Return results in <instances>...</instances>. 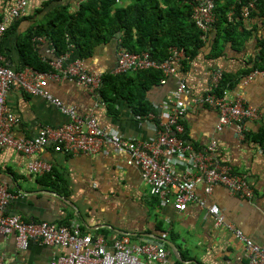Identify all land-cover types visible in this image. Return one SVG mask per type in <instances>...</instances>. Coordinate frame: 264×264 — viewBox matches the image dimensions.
Wrapping results in <instances>:
<instances>
[{
  "label": "crops",
  "instance_id": "0c3cea01",
  "mask_svg": "<svg viewBox=\"0 0 264 264\" xmlns=\"http://www.w3.org/2000/svg\"><path fill=\"white\" fill-rule=\"evenodd\" d=\"M79 1L29 0L25 14L11 22L0 42V50L8 65L14 69L29 66L23 47H19L28 31L39 30L53 18V11L61 6L74 11ZM13 2L0 0V20ZM252 22L257 24V33L247 41L244 49L238 51L228 46L220 55L214 56V53H209L211 48L206 46L186 65L176 64L177 73L163 76L161 81L152 84L146 92V99L155 109L153 117L135 115L128 101L122 97H118L114 107L104 105L99 102L100 97L75 79H49L45 84L49 92L66 105L74 106L80 114L85 115L91 110L102 126L116 130L128 140L147 141L156 134L154 125L167 120L179 79L187 81L193 94L204 95L217 69L229 75H241L240 81L227 91L228 94L244 95L261 113L259 118L245 122L249 128L246 138H238L233 125L217 131V111L207 105L194 104L191 99H187L190 109L185 116V136L198 148L217 139L220 160L247 177L254 188L252 198L231 193L220 184L208 194L201 181L196 191L199 199L190 203L186 211L178 212L172 200L164 204L158 197L150 195L140 169L128 165V153L115 149L110 143H105L95 154H67L47 145L41 153L27 156L4 147L0 148V179L15 195L7 212L21 214L27 221L47 220L57 224H70L77 219L84 233L103 236L109 244L125 234L135 244L165 237L180 250L183 260L170 245H165L174 264L178 260L185 264L246 263L243 243L226 226L216 224L208 206L218 204L227 222L240 227L255 242L264 244V147L255 138L264 130V73H258L248 83L243 78L246 60L259 51L257 37L264 36V21L257 23L255 19ZM120 41V35H117L97 45L84 59L87 67L103 75L111 73L122 48ZM33 42L32 51L40 59L46 62L53 57L47 42H37L34 38ZM64 53L68 54V61L81 58L76 47H69ZM126 80L123 78L121 81ZM7 106L17 118L13 128L17 136L33 137L41 126H57L67 120V116L44 97L28 95L18 85L10 89ZM34 159L51 163L52 170L42 175L31 172L28 162ZM0 252L10 264H49L65 250L36 240H31L26 249H21L14 235H7L0 239Z\"/></svg>",
  "mask_w": 264,
  "mask_h": 264
},
{
  "label": "built area",
  "instance_id": "2783aa9c",
  "mask_svg": "<svg viewBox=\"0 0 264 264\" xmlns=\"http://www.w3.org/2000/svg\"><path fill=\"white\" fill-rule=\"evenodd\" d=\"M81 1L84 0H80L78 5ZM195 1L192 18L202 31L201 37L206 39L216 21L213 10L215 1ZM257 1L248 0L241 10L244 19H251L250 13L252 9H256ZM28 2L29 0H14L13 5L4 13L0 20V42L11 22L25 14ZM34 40L47 42L51 47L53 57L47 60L49 68L45 71L28 65L14 69L8 65L0 50V148H12L27 156L41 153L42 148L47 145L67 154H95L102 150L105 143H110L115 149L128 153V165L140 169L150 195L158 197L164 204L172 200V205L178 212L186 211L190 203L199 199L196 191L201 181L208 194L220 184L243 198L253 197L254 188L247 177L233 171L228 163L220 160L217 139L198 148L185 136V116L190 109L187 99H191L194 104L215 109L218 113L216 130L222 131L233 125L240 139H245L249 133L245 122L261 116L259 108L250 104L244 95L217 93L218 83L223 75L221 69L214 73L213 81L204 95L193 94L187 81L179 79L173 91L167 120L154 125L155 136L147 141L128 140L116 130L102 126L93 111L82 115L74 106L66 105L45 87L49 79H75L86 86L89 92L100 97L99 102L105 105L101 96L103 74L90 70L84 58L68 61L67 53L56 55V47L46 34L37 35ZM69 47H73V44ZM185 58L184 48L173 47L169 58L158 60L148 51L138 53L122 47L117 56L116 67L111 73L156 69L162 72L163 78L177 73L176 64L182 65ZM258 73L264 71L255 69L249 72L243 77L244 82H250ZM14 85H18L28 95L44 97L59 108L67 116V120L57 126H41L33 137L15 135L13 128L17 118L7 106V96ZM148 116L153 117V114ZM28 168L31 172L42 175L50 172L52 165L43 159H34L28 162ZM14 196L9 185L0 179V239L2 236L14 235L16 244L21 249H26L31 240L64 248L65 252L57 254L49 264H174L167 248L155 240L135 244L125 234L109 244L103 236L84 233L77 219L70 224H57L47 220L27 221L21 214L8 213L7 208ZM208 209L217 225L226 226L243 243L247 255V262L244 264H264V244L255 242L240 227L227 222L218 204H211ZM0 264H10L1 252Z\"/></svg>",
  "mask_w": 264,
  "mask_h": 264
},
{
  "label": "trees",
  "instance_id": "16d2710c",
  "mask_svg": "<svg viewBox=\"0 0 264 264\" xmlns=\"http://www.w3.org/2000/svg\"><path fill=\"white\" fill-rule=\"evenodd\" d=\"M214 1L216 21L206 39L201 37L202 31L192 18L195 0H84L74 11L67 6L55 9L51 14L53 18L39 30H29L19 47H23L29 66L44 71L49 68L48 62L32 51L33 38L42 34L53 42L56 55L66 52L73 44L84 59L97 45L117 35H120L121 47L133 52L149 51L158 60L169 58L173 47L184 48L183 66L206 46L211 48L209 53L214 56L220 55L228 46L238 51L244 49L247 41L257 33V24L252 20L264 21V0L257 1L249 20L244 19L241 11L248 0ZM257 40L259 51L246 60L243 76L254 69L264 70V36L257 37ZM123 78L128 80L122 82ZM161 79L162 72L156 69L106 73L101 96L110 107H114L118 97L125 98L134 114L144 117L155 112L146 99V92ZM240 79L241 75L223 73L217 93L223 95ZM255 138L264 147V130ZM176 264L185 263L178 260Z\"/></svg>",
  "mask_w": 264,
  "mask_h": 264
},
{
  "label": "water",
  "instance_id": "95a60500",
  "mask_svg": "<svg viewBox=\"0 0 264 264\" xmlns=\"http://www.w3.org/2000/svg\"><path fill=\"white\" fill-rule=\"evenodd\" d=\"M158 239V242L161 243L163 246H165L166 244L170 245L172 247V250L174 251V253L178 256L179 259L183 260L181 258V253L180 250L178 248V246L171 240L165 238V237H156Z\"/></svg>",
  "mask_w": 264,
  "mask_h": 264
},
{
  "label": "clouds",
  "instance_id": "9594fccd",
  "mask_svg": "<svg viewBox=\"0 0 264 264\" xmlns=\"http://www.w3.org/2000/svg\"><path fill=\"white\" fill-rule=\"evenodd\" d=\"M9 28V27H8Z\"/></svg>",
  "mask_w": 264,
  "mask_h": 264
}]
</instances>
